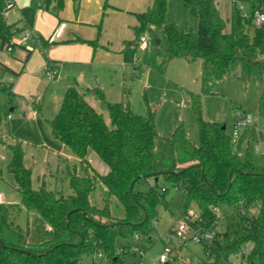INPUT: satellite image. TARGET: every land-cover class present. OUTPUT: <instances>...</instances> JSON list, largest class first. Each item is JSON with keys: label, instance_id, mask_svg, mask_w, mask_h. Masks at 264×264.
<instances>
[{"label": "trees", "instance_id": "16d2710c", "mask_svg": "<svg viewBox=\"0 0 264 264\" xmlns=\"http://www.w3.org/2000/svg\"><path fill=\"white\" fill-rule=\"evenodd\" d=\"M237 1L232 0L230 29L226 31L215 0H182L196 22L192 31L168 20L167 0H154L148 11L135 14V43L143 31L156 29L161 35L159 45L169 59L200 60L202 94L239 65L243 83L255 77L261 85L258 109L264 122V22L258 26L252 22L256 12L264 11V0H243L250 4L248 17L237 8ZM73 2L77 9L80 0ZM13 6V0H0L2 47H14L12 37L20 31L5 22V13ZM41 6L57 16L64 0H41ZM88 93L105 103L109 124L87 102ZM11 96L8 91L9 103ZM190 103L197 143L188 138L183 123L175 124L164 138L156 129L153 112L141 116L128 104L107 101L98 87L81 91L69 85L57 114L46 122L52 137L78 159V165L67 168L71 193L63 195L44 183L34 189L32 170L23 164L20 141L7 144L11 157L6 170L20 202H0V264H79L84 256L95 253L105 256L109 264H121L116 241H125L128 248L136 236L148 238L154 232L159 208L167 205L169 186L184 193L183 218H188L190 205L198 208L197 217L189 221L193 229L212 228L221 218L220 209L230 208L221 216H230L231 224L202 244L205 259L199 264H233L234 256L240 257L241 264H264V168L254 164L249 150L242 159L234 152L225 124L204 118L199 94H191ZM162 144L167 146V158L156 153ZM89 150L107 165L106 174L92 168ZM159 177L166 186L157 184ZM99 183L106 189L102 207L89 200ZM111 198L123 209L120 219L110 213ZM22 208L32 213L24 230L15 224ZM7 232L16 243L4 240ZM242 249L248 253L243 254Z\"/></svg>", "mask_w": 264, "mask_h": 264}, {"label": "rangeland", "instance_id": "374dc122", "mask_svg": "<svg viewBox=\"0 0 264 264\" xmlns=\"http://www.w3.org/2000/svg\"><path fill=\"white\" fill-rule=\"evenodd\" d=\"M13 1L14 6L5 13V22L20 29L12 37L16 45L9 52L7 46L2 47L0 39V202H20V194L6 170L11 157L6 145L13 143L14 139L21 143L24 166L32 170L31 184L34 189L44 183L48 189H56L63 195L71 193L67 168L78 165V159L69 148L52 137L46 122L57 114L69 85L88 84L91 88L98 85L109 102L124 100L132 112L141 116L153 112L157 131L164 138L170 136L175 124L183 123L188 138L194 143L198 142V131L190 97L191 94H199L204 118L225 124L226 132L233 140L234 152L242 159L249 150L254 164L264 168V154L254 150L256 144L264 151V122L258 109L262 88L255 77L243 83L239 65L214 84L210 92L202 94L200 60L169 59L163 46L156 44L161 36L156 29L141 33L140 38L147 40L145 49H141L137 42V45L132 44L129 51H118L115 49L116 41L122 34L119 20L112 17L101 21L100 17L97 23L77 24L84 34L93 33L92 39L75 34L74 40L62 41L71 38L67 37L65 25H76L64 22L62 12L57 16L48 12L41 6V0ZM167 1L168 20L195 31L196 22L184 9L182 0ZM224 1V5L219 3V7L225 18V30L229 31L227 15L232 0H228V3ZM237 8L243 16L251 10L250 4L243 0L237 1ZM27 31L31 32L32 38L23 37ZM32 40L36 41L35 44H32ZM101 45L114 51L103 50L104 58L110 62L91 66L92 59H99L95 52ZM28 53L30 56L25 62ZM119 55L123 58L118 59ZM8 91L15 92L10 103L7 101ZM87 100L109 124L105 103L89 93ZM236 110L250 115L253 123L240 128L238 136L234 138ZM8 114L10 118H7ZM167 152L165 144L156 148V153L163 158H167ZM87 159L98 174L108 172L107 165L91 150ZM180 159L178 156L177 163ZM166 164L170 165L168 161ZM157 184L166 186V181L159 177ZM105 197L106 189L99 183L89 200L91 204L102 207ZM166 199L167 205L159 208L154 232L148 238L140 235L139 241L130 242L129 252L125 241H116V255L121 258V264H159L158 258L166 247L172 250L167 255L170 264H199L205 259L202 243L191 240V230L186 232L184 238L174 236L173 231L185 220L184 193L169 186ZM229 209L221 208V215L229 212ZM190 210L194 212V218L197 217L196 205H190L187 212ZM110 213L116 219L123 217V209L114 198H111ZM31 214L22 208L15 217V224L24 230ZM221 215L217 223L219 231L226 230L231 224L230 216ZM3 238L8 243H16L11 232L5 233ZM232 262L241 264L240 257L234 256ZM79 264H109V261L95 253L84 256Z\"/></svg>", "mask_w": 264, "mask_h": 264}, {"label": "crops", "instance_id": "0c3cea01", "mask_svg": "<svg viewBox=\"0 0 264 264\" xmlns=\"http://www.w3.org/2000/svg\"><path fill=\"white\" fill-rule=\"evenodd\" d=\"M153 1L154 0H106V6H105V0H80L78 8L76 9L73 0H64V8L61 11L62 17L64 18L63 21L70 23L73 22L76 25H65L66 26L65 30L67 31V37H71V38H66V39L64 38L63 40L62 39L61 40L62 41L74 40L75 34L79 35L81 38L84 39H92L93 33L87 35L84 34L82 29H80V27L77 26V24L87 25L89 23H97L100 17H101V21H103L104 18L109 19L115 17L119 20V27L122 30L121 32L122 34L116 41L115 49L118 51L119 50L129 51L133 47L132 44L137 45V43H135L136 41L134 40L135 38L134 29L138 26V20L135 14L144 13L148 11L152 6ZM226 2L228 3V0H226ZM215 3L220 13V16L223 18V15L221 14V9L219 7V3H222V5H224L225 1L215 0ZM231 7H232V1L228 14L229 16L227 15L228 19L231 13ZM103 50L108 51L110 53L114 52L101 45L100 47L97 48L95 52V56L97 55L99 59L96 61L92 59L91 66H98L100 64L110 62L108 59L104 58L106 55L103 54L104 53ZM29 56L30 53L27 54L25 62L27 61ZM121 57L122 56L119 55L118 59ZM118 59L116 61H118ZM77 85H78L77 87L81 91L85 89H91V87H89L88 84H84V85L77 84ZM95 87L100 88L98 85H95L92 88ZM11 93H15V92H11ZM85 99L87 100V94L85 95ZM87 102L90 104L88 100ZM120 103L125 104L124 100H121ZM10 108H11L10 111H12L13 108L11 107V105Z\"/></svg>", "mask_w": 264, "mask_h": 264}, {"label": "built area", "instance_id": "2783aa9c", "mask_svg": "<svg viewBox=\"0 0 264 264\" xmlns=\"http://www.w3.org/2000/svg\"><path fill=\"white\" fill-rule=\"evenodd\" d=\"M245 17H248L249 14H245ZM252 22L254 25L258 26L261 23L264 22V11H259L256 12L252 18ZM24 38H32L31 37V32L27 31L24 33ZM35 40H32V44H35ZM12 43L16 44L15 40H12ZM139 44L141 49H145L147 46V40L144 37H141L139 39ZM7 50L9 52L12 51V46H8ZM10 114L7 115V118H10ZM253 123L252 117L248 114H244L241 110H236L234 112V129H233V136L234 138H236L238 136V131L240 128L242 127H246L248 125H251ZM254 150L257 153H262L264 154V151H261V149L258 147V145H254ZM214 212H217V209L213 210ZM187 217L188 218H184L185 220L181 223L180 227L178 229H176L174 232V236L179 237V238H184L186 232L188 230L192 231V237L191 240L195 243H207L209 241H211L214 236L216 235V233L219 232V228L218 225H214L212 228L206 230V231H201L199 228L197 229H193L191 228L189 221H191L192 218H194V212L193 211H188L187 212ZM196 218V217H195ZM194 218V219H195ZM139 237L136 236L135 237V241H139ZM172 252V250L169 247H166L164 250V253L162 255L159 256L158 258V263L159 264H168V260H167V255H169ZM242 253L243 254H247L248 253V249H242ZM101 256L100 253H98V257Z\"/></svg>", "mask_w": 264, "mask_h": 264}, {"label": "water", "instance_id": "95a60500", "mask_svg": "<svg viewBox=\"0 0 264 264\" xmlns=\"http://www.w3.org/2000/svg\"><path fill=\"white\" fill-rule=\"evenodd\" d=\"M156 44H159V40H156Z\"/></svg>", "mask_w": 264, "mask_h": 264}]
</instances>
